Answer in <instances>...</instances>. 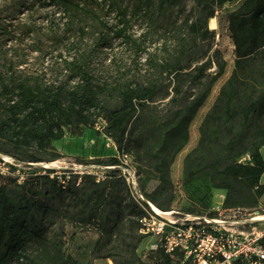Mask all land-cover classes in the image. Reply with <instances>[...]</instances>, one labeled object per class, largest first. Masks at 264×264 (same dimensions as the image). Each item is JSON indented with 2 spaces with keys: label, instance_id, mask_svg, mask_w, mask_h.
I'll return each instance as SVG.
<instances>
[{
  "label": "rangeland",
  "instance_id": "1",
  "mask_svg": "<svg viewBox=\"0 0 264 264\" xmlns=\"http://www.w3.org/2000/svg\"><path fill=\"white\" fill-rule=\"evenodd\" d=\"M242 2L235 0L215 7L214 17L208 18L213 10L210 0H177L163 9L160 0H153L150 11L138 9L137 0H73L69 8L54 4L52 0H0V70H7L8 62H14L15 68L26 75L38 76L46 72L47 80L63 82L69 77L63 60L78 56L87 58L100 83L156 82V95L137 114L130 127L134 132L140 131L143 138L155 136L153 140L157 143L162 139L156 137L157 132L167 131V123L174 114L207 88L219 71L218 63L225 60L224 73L213 82L189 123L188 142L175 154L170 165L171 201L167 207L159 205L163 210L210 209L221 204L219 197L213 194L209 206H203L199 198L207 197L204 184L185 186L183 183L185 156L197 145L201 122L235 66L228 14ZM121 11L126 12L125 19ZM121 28L125 30L118 33ZM206 30L209 33L204 35ZM166 61H181V71L161 75ZM201 66H205L203 74L197 70ZM103 100L108 107L119 102L112 95ZM65 130L64 137L52 141L46 152L13 151L3 142H0V150L24 158L36 153L61 173L73 167L78 176L74 180L78 182L80 164H98L117 156L115 146L108 145L109 136L105 130L99 131L95 125L83 128L82 132L75 127ZM158 149L157 145L153 147V153ZM126 151L139 186L145 192L151 191L159 183L154 159L144 156L146 153L132 140ZM241 159L249 160V154ZM105 185L107 191H112L113 200L110 206L98 212L101 214L99 226L85 217L91 210V201L86 198L92 187L87 185L77 193L68 191L53 202L47 215L50 236H63L66 252L86 264H129L132 261L152 264L146 257L150 239L138 231L141 209L136 206L128 186L122 180Z\"/></svg>",
  "mask_w": 264,
  "mask_h": 264
},
{
  "label": "trees",
  "instance_id": "2",
  "mask_svg": "<svg viewBox=\"0 0 264 264\" xmlns=\"http://www.w3.org/2000/svg\"><path fill=\"white\" fill-rule=\"evenodd\" d=\"M176 1L160 0V7L166 8ZM233 1L210 0L213 10L208 18L214 17L215 7ZM52 2L69 8L73 0ZM152 2L137 0L136 7L150 11ZM121 14L125 19L126 12L121 11ZM228 29L234 43L235 66L201 122L197 145L185 156L183 183L185 186L204 184L207 197L199 198L203 206H209L215 189H224L225 205L253 207L264 194V183H261L264 173L261 152L264 145V0H243L237 9L228 14ZM124 30L121 28L118 33ZM207 33L209 30L203 34ZM8 63L7 70H0V142L13 151L33 149L36 153L46 152L52 141L64 137L67 127H75L82 132L83 128L93 126L102 119L106 123L104 130L115 141L118 151L127 152L128 142L132 140L138 149L146 153L144 156L154 159L158 185L146 192L139 187L146 198L162 207H167L171 201L173 182L170 165L175 154L189 140V123L227 64L225 60L218 63L219 71L207 88L199 92L182 111L174 114L167 123V131L157 132L156 137L162 139L155 143V136L143 138L140 131L134 132L130 126L156 95V82L100 83L87 58L78 56L63 60L69 76L63 82L47 80L46 72L38 76L26 75L15 68L14 62ZM204 68L201 66L197 70L203 74ZM180 71L181 61H166L160 73L176 74ZM110 95L119 101L114 107L104 104L103 98ZM246 139L249 140L246 142ZM156 145L159 149L153 153ZM0 151L11 153L21 161H43L36 153L24 158L13 152ZM245 154H249V160L240 161ZM98 164L115 165L101 182L91 174H83L79 182L74 180L78 177L75 173H71L69 178L66 174L52 177L50 173L55 171L53 169L36 174L26 183L0 175V264H86L66 252L63 236H50L47 215L53 202L66 192L77 193L90 185L92 188L86 199L91 201V210L85 217L99 226L101 214L98 215V212L110 206L113 200V193L107 191L105 184L116 180L125 182V179L118 167L120 160L117 156ZM33 169L34 172L41 170L40 167ZM208 210L195 208L187 212L203 214ZM146 257L152 264H181L183 254L179 251L168 254L158 249L148 251ZM129 264L148 263L132 261Z\"/></svg>",
  "mask_w": 264,
  "mask_h": 264
},
{
  "label": "built area",
  "instance_id": "3",
  "mask_svg": "<svg viewBox=\"0 0 264 264\" xmlns=\"http://www.w3.org/2000/svg\"><path fill=\"white\" fill-rule=\"evenodd\" d=\"M105 121L100 119L95 127L105 129ZM108 145L117 149L115 141L109 137ZM118 151V149H117ZM118 167L135 202L141 207L138 218L140 235L150 239L148 251L161 249L168 254L181 252V264H264V203L253 207L245 205H213L206 213L198 214L178 208L163 210L141 192L137 175L129 166L128 153L118 151ZM242 161V159H240ZM48 162L21 161L16 156L0 152V175L26 183L33 176L46 173L52 177L75 173L73 167H62L64 173L50 166ZM40 167L38 172L32 168ZM56 167V166H55ZM28 171H24V169ZM115 165L80 164L79 173L91 174L96 181H104L108 170ZM81 179V177H80ZM66 181V180H65ZM63 181V182H65Z\"/></svg>",
  "mask_w": 264,
  "mask_h": 264
},
{
  "label": "crops",
  "instance_id": "4",
  "mask_svg": "<svg viewBox=\"0 0 264 264\" xmlns=\"http://www.w3.org/2000/svg\"><path fill=\"white\" fill-rule=\"evenodd\" d=\"M261 152H262V154L264 156V145L261 147ZM263 177H264V173H263V175L261 177V183H264ZM225 194H226V191L224 189H215L214 190L215 198L219 197L217 199H218V201H220L221 204L224 203ZM259 202L260 203H264V195L260 198Z\"/></svg>",
  "mask_w": 264,
  "mask_h": 264
},
{
  "label": "bare ground",
  "instance_id": "5",
  "mask_svg": "<svg viewBox=\"0 0 264 264\" xmlns=\"http://www.w3.org/2000/svg\"><path fill=\"white\" fill-rule=\"evenodd\" d=\"M211 22H212V24H214V19H212V21H211Z\"/></svg>",
  "mask_w": 264,
  "mask_h": 264
}]
</instances>
